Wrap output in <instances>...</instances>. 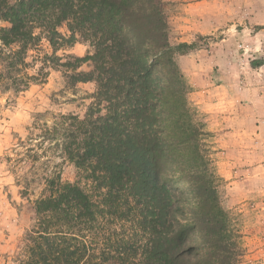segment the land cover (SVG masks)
Returning <instances> with one entry per match:
<instances>
[{
    "label": "trees",
    "instance_id": "obj_1",
    "mask_svg": "<svg viewBox=\"0 0 264 264\" xmlns=\"http://www.w3.org/2000/svg\"><path fill=\"white\" fill-rule=\"evenodd\" d=\"M41 37L52 51L42 66L63 68L71 85H95L83 119L61 117L60 130L45 129L92 189L58 173L44 178L5 264H239L211 135L175 59L196 43L173 41L163 1L0 0V58L11 85ZM78 41L92 52L55 56Z\"/></svg>",
    "mask_w": 264,
    "mask_h": 264
},
{
    "label": "rangeland",
    "instance_id": "obj_2",
    "mask_svg": "<svg viewBox=\"0 0 264 264\" xmlns=\"http://www.w3.org/2000/svg\"><path fill=\"white\" fill-rule=\"evenodd\" d=\"M162 1L173 41L196 43L175 59L188 87L186 99L211 135L207 143L222 181L220 203L240 236L239 264H264V133L257 130L264 108V0ZM91 52L88 43L78 41L55 56L64 62ZM51 53L41 37L27 52L18 86L11 85L8 62L0 58V264L29 227V208L44 178L58 173L63 182L92 189L87 172L64 159L59 135L48 140L45 129L60 130L61 117L83 119L95 85H71L63 68L42 66ZM258 61L263 64L253 66ZM247 105L258 110L254 121Z\"/></svg>",
    "mask_w": 264,
    "mask_h": 264
},
{
    "label": "crops",
    "instance_id": "obj_3",
    "mask_svg": "<svg viewBox=\"0 0 264 264\" xmlns=\"http://www.w3.org/2000/svg\"><path fill=\"white\" fill-rule=\"evenodd\" d=\"M249 99V98H248ZM264 98H262V100H263ZM250 100V99H249ZM255 100H254V98H252V102H251V106L253 107L254 106V104H255ZM262 103V102H261ZM257 104H259V103H257ZM249 105H247V107H248ZM257 106H259V105H257ZM261 110V109H260ZM247 111H249V113H247V117H249L250 119H252L253 121H254V119H255V116H256V114L258 113V110L257 109H253V108H250V106L247 108ZM250 111H251V113H250ZM261 112V111H260ZM262 114V120H261V122H259V127H257V130H259V128H260V133L261 132H263L264 133V108L262 109V112H261ZM261 151V150H260ZM259 153V152H258ZM258 153L256 154V151H254V152H252L251 154H252V156H256V155H258ZM260 157H261V163H262V161H264V153L262 152L261 154H260ZM260 161V160H259Z\"/></svg>",
    "mask_w": 264,
    "mask_h": 264
}]
</instances>
